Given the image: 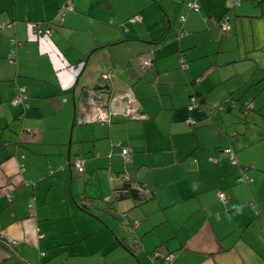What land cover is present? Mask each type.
Masks as SVG:
<instances>
[{
    "label": "crops",
    "instance_id": "1",
    "mask_svg": "<svg viewBox=\"0 0 264 264\" xmlns=\"http://www.w3.org/2000/svg\"><path fill=\"white\" fill-rule=\"evenodd\" d=\"M63 1L0 0V236L16 241L0 264H159L156 248L170 264H264V0H69L58 24ZM34 22L50 36L34 39ZM97 73L104 123L78 101ZM19 86L27 107L8 102ZM129 100L142 117L123 114ZM125 177L143 192L123 196Z\"/></svg>",
    "mask_w": 264,
    "mask_h": 264
},
{
    "label": "built area",
    "instance_id": "2",
    "mask_svg": "<svg viewBox=\"0 0 264 264\" xmlns=\"http://www.w3.org/2000/svg\"><path fill=\"white\" fill-rule=\"evenodd\" d=\"M233 3L234 4H237V0H233ZM187 6L190 10L192 11H197L198 10V4L196 2V0H191L187 3ZM71 9V5L69 3V0H64L61 7L59 8L58 10V13L56 15V18H55V21L57 23H60L62 21V17L64 15V13L67 11V10H70ZM140 20V17L138 15H134L130 18H128V21L129 22H137ZM227 19L225 17H223L219 22V27L222 31H225L229 28V25L226 21ZM30 32L33 36L34 39L36 40H39V39H42V38H48L51 34V29L49 26H46V25H40V24H37V23H33L31 26H30ZM9 43H10V49H9V52H8V56H7V60L8 62L12 63L14 61V51H15V45H16V41L15 39H10L9 40ZM182 61V58H179V62H180V65H184V63L181 62ZM151 65V62L149 60H142L141 63H140V69L143 70L147 67H149ZM101 79L103 80H106L109 78V74L107 73H102L100 74L99 76ZM26 98V95H25V89L23 86H19L17 87L16 89V92L14 93V95L9 99V104L10 105H17V104H24V100ZM197 106V102L194 100L193 97H190V105L188 106V110L194 108ZM123 114L127 117H131V118H140L142 117L140 112L138 111V106H137V102H133L132 100H129L127 101L125 104H124V107H123ZM109 117H110V112L109 110L105 109V108H99L98 109V112H97V119L100 120L101 122H108L109 121ZM121 154H125L127 152V148H121L120 150ZM223 154H225L228 159H229V162L231 164H234L235 163V159H234V155L231 151V149L229 147H226L222 150ZM210 161H215L213 159H210ZM71 166L73 167V169L76 171V172H81L82 171V166H83V160L77 156H75L71 161ZM123 180L126 179L125 178H122ZM237 180L238 181H242V182H246L248 180V177L246 176V174L243 172V171H240V174L239 176L237 177ZM134 189L138 192H143V190L139 187V186H134ZM3 194L5 196H7L8 198L11 197V193L10 191L8 190H4L3 191ZM217 198L220 200V201H224L225 200V197H224V194L222 192H219L217 193ZM29 206V204H28ZM251 207L253 209H255V206L254 205H251ZM8 241H10L9 238H6ZM12 244H14V242L12 241L11 242ZM159 255V252L157 251H154L151 255H150V258L153 259V257ZM171 257L172 255H165L163 257V264H170V261H171Z\"/></svg>",
    "mask_w": 264,
    "mask_h": 264
},
{
    "label": "water",
    "instance_id": "3",
    "mask_svg": "<svg viewBox=\"0 0 264 264\" xmlns=\"http://www.w3.org/2000/svg\"><path fill=\"white\" fill-rule=\"evenodd\" d=\"M100 74H102V73H97L95 78H91V80H88V79L83 80L79 84V86H78V88H79L78 101L80 103L79 104L80 106L87 107V109H89V110H94V109L97 110L99 108H105L106 109V107L102 104L104 88L99 86V83L104 82V81L108 80L109 78L106 80H103L99 77ZM137 106H138V111L140 112L141 109H140L138 102H137ZM85 112H86L85 110L83 112H80L79 116L83 115ZM95 112H97V111H95ZM96 115H97V113H96ZM99 121L100 120H98V122ZM121 181H122L123 187L130 185L127 182L128 181L127 179H125V180L122 179Z\"/></svg>",
    "mask_w": 264,
    "mask_h": 264
},
{
    "label": "trees",
    "instance_id": "4",
    "mask_svg": "<svg viewBox=\"0 0 264 264\" xmlns=\"http://www.w3.org/2000/svg\"><path fill=\"white\" fill-rule=\"evenodd\" d=\"M237 2H238V0H237ZM238 4V3H237ZM236 4V5H237ZM61 5H62V3L59 5V8L61 7ZM199 8V7H198ZM12 22H11V20L9 21V22H6V24L5 25H10ZM34 23H37V24H40L39 22H34ZM59 24V23H58ZM41 25V24H40ZM46 26H49V25H46ZM185 32H181V33H179L178 34V36H177V38L178 37H180V36H182L183 34H184ZM14 58V57H13ZM179 58H182V63H184L185 64V61H184V58L182 57V55L181 54H179L178 55V61H179ZM179 63V66H182V65H180V62H178ZM190 97H193L194 98V100L197 102V100H196V98L194 97V95H189V101H190ZM24 107H27V105H26V103L24 102V104H22ZM190 104H188L187 105V107L189 106ZM242 106L244 107V109H251V107L249 106V105H247V104H242ZM207 111L209 112V111H211L212 109H217V110H221L222 109V105L219 103V102H217V103H214V104H210L207 108ZM141 114V113H140ZM141 116H143L142 114H141ZM128 118H131V117H128ZM229 136H232V134H230ZM224 148H226V147H224ZM224 148H222L221 149V152H222V150L224 149ZM230 148V147H229ZM231 149V148H230ZM231 151H232V149H231ZM233 153V152H232ZM234 155V154H233ZM235 159V158H234ZM70 165H71V163H69ZM82 171H83V166H82ZM81 171V172H82ZM80 173V172H79ZM125 184V183H124ZM124 189H125V192H124V195L123 196H125V195H127L129 192H136V193H138V191H136L135 189H132V188H130V186H126V187H123ZM4 195V194H3ZM5 196V195H4ZM6 198H8L7 196H5ZM115 198H117V197H115ZM28 204H29V206H28ZM253 205V204H252ZM26 208H27V210L30 212V209H31V203L30 202H28L27 204H26ZM6 238H9L10 239V241H8ZM14 242V244H12L11 242ZM15 245H16V241L14 240V239H12V238H10V237H8V236H0V247L3 249V250H5L6 252H7V257L8 258H11V257H15V255H16V252H15ZM154 251H157V252H159V255H157V256H155V257H153V259L152 260H155V259H159L160 260V263L159 264H163V257L165 256V255H171L170 253H161L157 248L156 249H154V250H152V252H150V254H149V256L154 252Z\"/></svg>",
    "mask_w": 264,
    "mask_h": 264
},
{
    "label": "rangeland",
    "instance_id": "5",
    "mask_svg": "<svg viewBox=\"0 0 264 264\" xmlns=\"http://www.w3.org/2000/svg\"><path fill=\"white\" fill-rule=\"evenodd\" d=\"M255 1H257V0H255ZM229 4H231V1L229 2ZM204 35H207V33H203ZM203 35V36H204ZM202 36V37H203ZM228 65V64H227ZM185 66V64L183 65V67ZM226 65H221L220 67H219V69L220 70H223V68L225 67ZM198 80V78H196V81ZM263 91V93H264V89L262 90ZM253 93V91H251V89H247V91L245 92V94H243L240 98H238V100H240L241 102H239V103H246V102H248V100H246V99H248V95L249 94H252ZM261 94H256L255 96L256 97H258V96H260ZM221 102H222V104L224 105V104H227L229 107H231L233 104H234V99L231 97V96H229V94H226L225 95V97L221 100ZM214 103V102H213ZM239 105V104H238ZM106 109H107V107H106ZM95 253V254H94ZM92 255H85V256H80V255H76V256H72V257H70V258H68L66 261H64V263H61V264H72V263H70V261H72V260H74V262H73V264H90V258H91V256L92 257H94L92 260H96L95 258H97V259H99L98 257H100V253L99 252H94ZM44 254H41V257L40 258H42V261H41V263L40 264H45V262L47 261V258L45 257L44 258V256H43ZM98 256V257H97ZM101 258V257H100ZM56 260H58V258H56ZM52 262V264H53V261H51Z\"/></svg>",
    "mask_w": 264,
    "mask_h": 264
}]
</instances>
